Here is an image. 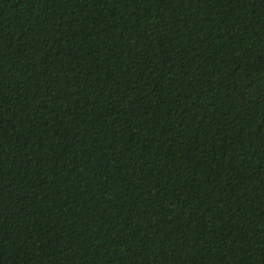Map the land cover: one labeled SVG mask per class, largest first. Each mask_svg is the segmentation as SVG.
Masks as SVG:
<instances>
[{
  "label": "trees",
  "instance_id": "obj_1",
  "mask_svg": "<svg viewBox=\"0 0 264 264\" xmlns=\"http://www.w3.org/2000/svg\"><path fill=\"white\" fill-rule=\"evenodd\" d=\"M0 264H264V0H0Z\"/></svg>",
  "mask_w": 264,
  "mask_h": 264
}]
</instances>
